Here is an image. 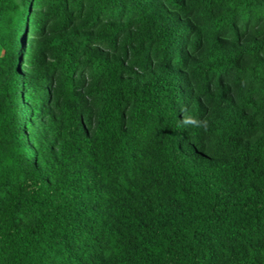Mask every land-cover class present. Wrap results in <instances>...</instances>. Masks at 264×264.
Instances as JSON below:
<instances>
[{
  "label": "trees",
  "instance_id": "trees-1",
  "mask_svg": "<svg viewBox=\"0 0 264 264\" xmlns=\"http://www.w3.org/2000/svg\"><path fill=\"white\" fill-rule=\"evenodd\" d=\"M0 264H264V0H0Z\"/></svg>",
  "mask_w": 264,
  "mask_h": 264
}]
</instances>
